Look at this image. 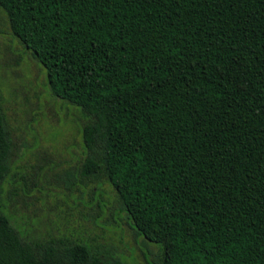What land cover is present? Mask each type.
<instances>
[{"label":"trees","instance_id":"trees-1","mask_svg":"<svg viewBox=\"0 0 264 264\" xmlns=\"http://www.w3.org/2000/svg\"><path fill=\"white\" fill-rule=\"evenodd\" d=\"M12 35L79 109L75 175L108 183L151 264H264V0H0ZM0 264H125L3 214Z\"/></svg>","mask_w":264,"mask_h":264},{"label":"rangeland","instance_id":"rangeland-1","mask_svg":"<svg viewBox=\"0 0 264 264\" xmlns=\"http://www.w3.org/2000/svg\"><path fill=\"white\" fill-rule=\"evenodd\" d=\"M0 105L13 144L2 212L13 227L33 240L65 238L125 264H151L159 247L135 235L111 185L76 177L85 118L52 95L46 69L14 38L1 9Z\"/></svg>","mask_w":264,"mask_h":264}]
</instances>
